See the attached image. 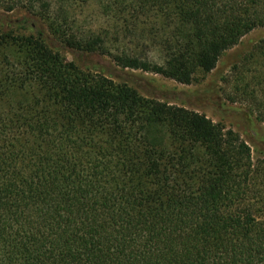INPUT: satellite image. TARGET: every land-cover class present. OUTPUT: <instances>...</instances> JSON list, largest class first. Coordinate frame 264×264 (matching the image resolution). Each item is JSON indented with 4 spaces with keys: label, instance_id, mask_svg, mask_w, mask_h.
Masks as SVG:
<instances>
[{
    "label": "trees",
    "instance_id": "16d2710c",
    "mask_svg": "<svg viewBox=\"0 0 264 264\" xmlns=\"http://www.w3.org/2000/svg\"><path fill=\"white\" fill-rule=\"evenodd\" d=\"M89 3L103 24L86 30ZM0 10L182 84L264 26V0H0ZM245 58L233 98L264 121V38ZM0 264H264V159L206 114L0 27Z\"/></svg>",
    "mask_w": 264,
    "mask_h": 264
},
{
    "label": "rangeland",
    "instance_id": "374dc122",
    "mask_svg": "<svg viewBox=\"0 0 264 264\" xmlns=\"http://www.w3.org/2000/svg\"><path fill=\"white\" fill-rule=\"evenodd\" d=\"M78 17L81 27L86 30L96 29L103 24L99 9L93 3L84 7ZM0 27L17 33L35 34L52 50L59 51L82 70L101 73L118 83H126L145 97L157 98L204 113L226 129L237 132L251 146L254 159H264V121L257 118V112L248 101L233 98L238 77L236 65L242 63L264 38V26L246 34L237 45L221 55L212 71L198 73L191 84H182L140 69L123 68L107 55L70 48L53 37L43 21L24 11L6 13L0 10ZM248 61L252 63L251 60ZM256 63L247 65L245 69L253 73L259 68Z\"/></svg>",
    "mask_w": 264,
    "mask_h": 264
}]
</instances>
